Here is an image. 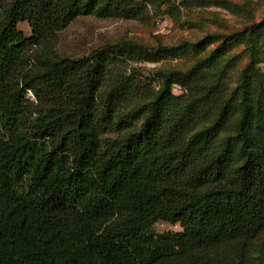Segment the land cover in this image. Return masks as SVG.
Listing matches in <instances>:
<instances>
[{"label":"trees","instance_id":"obj_1","mask_svg":"<svg viewBox=\"0 0 264 264\" xmlns=\"http://www.w3.org/2000/svg\"><path fill=\"white\" fill-rule=\"evenodd\" d=\"M163 5L173 22L254 16L252 0H0V264H264V18L56 52L79 17L143 23Z\"/></svg>","mask_w":264,"mask_h":264},{"label":"rangeland","instance_id":"obj_2","mask_svg":"<svg viewBox=\"0 0 264 264\" xmlns=\"http://www.w3.org/2000/svg\"><path fill=\"white\" fill-rule=\"evenodd\" d=\"M161 1V0H160ZM178 4L182 0H170ZM243 3L244 0H232ZM254 16L251 20L229 15L216 8H191L181 10V18L173 22L166 14V7H148V18L142 23L117 19H99L94 16L79 17L58 34L56 52L59 56L72 59L82 58L107 44L131 40L148 47L176 46L182 42L196 43L206 34L231 33L240 31L264 18V0H252ZM19 29L29 35L26 24ZM193 64L191 58L164 60L158 64L139 63L135 67L145 77H156L157 72L170 69L185 70ZM264 70V63L261 65ZM154 230L159 233L177 232V226L157 223ZM264 243V235L255 244Z\"/></svg>","mask_w":264,"mask_h":264},{"label":"built area","instance_id":"obj_3","mask_svg":"<svg viewBox=\"0 0 264 264\" xmlns=\"http://www.w3.org/2000/svg\"><path fill=\"white\" fill-rule=\"evenodd\" d=\"M29 98L31 99V100H33V96L29 93Z\"/></svg>","mask_w":264,"mask_h":264}]
</instances>
